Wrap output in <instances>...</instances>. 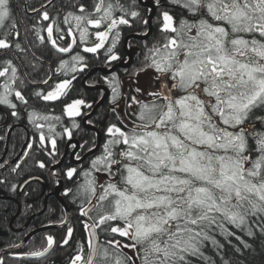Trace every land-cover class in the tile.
I'll use <instances>...</instances> for the list:
<instances>
[{
    "label": "snow or ice",
    "instance_id": "1",
    "mask_svg": "<svg viewBox=\"0 0 264 264\" xmlns=\"http://www.w3.org/2000/svg\"><path fill=\"white\" fill-rule=\"evenodd\" d=\"M169 3L184 15L177 22L165 10L157 19L161 38L145 53V67L153 69L161 82L159 89L149 93L153 101L142 103L133 96L129 107L138 104L139 111L133 110L136 118L131 125H109V139L91 169L83 173L85 182L77 185L74 194L65 189L64 195H72L74 201L87 202L88 207L82 204L80 211L91 221L84 222L87 251L79 247L70 264H191L190 258L214 264L203 249L208 243L222 247L217 233L239 240L232 229L252 237L255 227L264 234V0ZM156 4L161 7L160 0ZM72 7L76 10L66 12L62 20L33 9L40 15L38 24L48 22L41 30L33 26L35 38L55 52L70 55V61H59L57 71L75 73L78 64L81 70L86 66L83 55H72L75 37L66 45L61 43L73 35L74 28L81 44L93 35L98 41L84 46L83 52L95 54L106 48L108 61L119 60L114 53L118 29L141 18L137 0L127 4L97 0L91 12L83 3ZM9 21L15 29L11 0H0V29ZM143 23L148 25V20ZM89 26L95 31L90 32ZM110 34L111 46L106 47ZM17 37L18 31L14 35L5 31L0 37V77L5 78L0 82V105L11 109L17 107L9 99L13 94L27 103L15 87L20 78L10 58L14 51L24 50L13 43ZM50 79L42 83L47 85ZM74 79V75L63 79L46 94L36 95L58 101L68 94ZM118 84L113 76L114 98L119 95ZM82 105L84 100L73 99L65 104L64 113L69 118L80 116ZM29 116L33 121L60 119L38 113ZM35 126L51 162L59 163L55 125H47L48 135L44 124ZM64 133L70 140L72 131L65 128ZM36 163L41 169L48 167L43 160ZM93 171L106 174L104 183L92 177ZM76 172L69 167L64 175L72 180ZM73 231L67 228L62 245L69 244ZM101 233L106 237L103 242ZM44 239L46 246L28 255L43 256L56 243L52 235Z\"/></svg>",
    "mask_w": 264,
    "mask_h": 264
},
{
    "label": "trees",
    "instance_id": "2",
    "mask_svg": "<svg viewBox=\"0 0 264 264\" xmlns=\"http://www.w3.org/2000/svg\"><path fill=\"white\" fill-rule=\"evenodd\" d=\"M97 0H11L12 15L16 21L17 27L11 28V21H9L5 28L0 29V37L3 36L5 31H11L13 35L15 32H19L13 43H20L23 51H14L11 55L14 65L18 68L19 80L16 82V89L20 90L25 96L27 103H18L14 94L9 99L18 104L17 115H10V121L13 122L14 127L8 142L6 141L5 129L0 130V180H4L5 183H0V209L4 212H0V252L7 248H15L26 237V235L36 229H40L34 236H32L20 249V255L28 254L32 251L42 250L46 246L45 236H54L56 243L53 245L51 252L47 257L40 261H27L22 260L17 256L11 255L8 252L0 256V260L3 264H70L71 257L77 254L79 247H83L85 252L87 251L88 234L84 229V217L81 215V205L86 208L88 206L86 201L81 199L73 200L72 195H64L65 189H72L73 194L76 191L78 184H83L86 177L84 172L91 169V162L103 153V146L109 139L107 136V127L111 124H116L123 127L124 122L131 125V122L136 118L133 115V110L139 111V105H131V98L135 96L137 100L141 101L140 95L133 86V81H125L135 75L138 70L148 69L155 73L153 69L146 68L145 53L153 43L161 38L159 31V25L157 19L162 11H169L179 22L184 13L179 7H176L169 3V0H160L161 7H157L156 0H143L142 5L137 0L138 11L141 13V18L132 20L130 26H119V39L114 49V53L120 57L116 61H108L106 56V48L98 50L97 53H85L83 52L84 46H92L96 41L94 35L90 38L89 42L81 44L79 42V33L74 28L72 36H66L65 41L61 42L67 44L71 42L73 37L77 40L72 55L79 52L84 56L82 62L85 67L81 70V66L77 65V71L75 73L68 71L66 74L63 71H57L59 61L61 59L69 60L70 55L62 56L55 52L51 45L40 44L33 34V26L35 25L37 30H41L47 26V21L37 23L40 21V15L33 9H38L40 12L48 11L50 16L58 17L60 20L68 11H75L72 6H79L83 3L89 12L93 10L94 4ZM107 2V0H106ZM122 3L127 4L128 0H121ZM153 4L155 7V15L151 20L149 27V17L151 11L143 4ZM120 15L119 12L116 13ZM148 20V25L143 23V20ZM74 23V22H73ZM61 27L67 31V27L61 24ZM151 28V29H150ZM103 30V29H101ZM89 31L94 32L95 29L89 26ZM146 33V34H145ZM149 33L148 37H145ZM42 35L46 36V32L41 31ZM106 41V47L111 46V37ZM125 51L133 54V62L130 67L125 69H118L116 77L118 84V97L114 98L112 91L111 76H102L99 73L92 74L90 77L82 82L88 74L95 68L107 69L111 65L117 62H126L127 57ZM15 57V60L14 58ZM76 79L72 80L68 94L61 97L58 101H45L36 93L46 94L55 83L62 81L63 79H72V76ZM157 75V74H155ZM131 76V77H130ZM49 84H44L42 81L48 80ZM5 78L0 77V82ZM20 80L24 83L21 84ZM157 84V83H155ZM93 85V86H91ZM100 86V87H99ZM158 86V85H157ZM96 87H99L96 89ZM156 88V87H155ZM110 91L109 97L103 102V104L97 109L95 114L89 120L98 130L101 132V144L97 151L88 156L85 160L78 164H73L69 159L64 161L55 171L56 176L62 181V191L60 196L64 201L69 212V220L65 227L53 228L55 225L61 224L60 221H66V209L53 195L57 189V183L49 178L48 171L57 163H52V157L45 151V146H41L39 143V131L36 128V123H42L45 125L44 133L48 135V124L55 125V133L57 139L58 154L55 159L59 161L63 155L65 148L70 151L73 147L69 145L66 147L70 140H76L79 145L77 155L80 158L89 152L97 145V135L95 131L85 130L82 124L84 115H87L90 108H94L95 105L104 97L105 90ZM107 90V91H108ZM155 90V89H154ZM0 91H3L0 89ZM73 99H82L85 101V105L81 106V115L78 117L69 118L64 113V107L66 103H70ZM154 99V98H153ZM151 99L147 103L153 101ZM7 109V108H5ZM8 110V109H7ZM9 111V110H8ZM30 113H38L40 115H46L49 117H59V121L55 119L36 120L30 119ZM1 117H5L0 113ZM24 118V119H23ZM24 120V123L20 122ZM20 120V121H19ZM25 120H27L25 122ZM88 121V122H89ZM73 123L79 125L77 128H73ZM24 126V128L22 127ZM68 128L72 131V137L69 140L68 136L64 133V129ZM28 131L32 139V145L29 149L27 158L21 166L15 167L16 162L13 160L24 157L26 154V148L23 150L26 141V132ZM48 150H51V145H46ZM76 155V156H77ZM37 159L43 160L48 167L41 169L37 166ZM16 160V161H17ZM11 165L3 168L8 162ZM75 168L77 170L74 178L69 180L64 173L67 168ZM16 169L13 172V169ZM30 176H39L44 180V184L40 182H30L22 191H19L21 183ZM92 177L97 180L98 183H104L106 174L103 172H92ZM15 185V188H13ZM20 194L21 211L17 219L12 218L16 212L17 204L10 202L9 199L12 196ZM95 202V201H94ZM92 215H95L94 213ZM89 223L91 221L89 220ZM9 225L12 232H9ZM49 227V230L46 229ZM72 227L74 229L72 238L69 244L62 246L61 242L67 234V228ZM236 237H226L224 235L216 234V240L222 247L217 248L215 245L208 243L205 245L203 252L204 255L214 264H264V234L260 233L257 228H253L255 235L249 237L244 232L235 230ZM40 231V232H39ZM100 241L103 242L106 237L103 233L100 234ZM122 239V238H121ZM246 245H248L246 247ZM128 251V250H125ZM191 264H206L204 260L198 258H190Z\"/></svg>",
    "mask_w": 264,
    "mask_h": 264
},
{
    "label": "flooded vegetation",
    "instance_id": "3",
    "mask_svg": "<svg viewBox=\"0 0 264 264\" xmlns=\"http://www.w3.org/2000/svg\"><path fill=\"white\" fill-rule=\"evenodd\" d=\"M142 3H143V0H142ZM146 4H149V3H146ZM142 5V4H141ZM143 5H145V4H143ZM150 5H153V4H150ZM154 6V5H153ZM148 8V7H147ZM148 9H150V8H148ZM152 12V11H151ZM154 12H155V7H154ZM154 15H155V13H154ZM154 15L152 16V18L154 17ZM152 20V19H151ZM125 54H126V57H127V60H126V62H117V63H114L113 65H111L109 68H107V69H103V68H99V69H101L102 71H103V73H104V75L105 76H113L114 74H116V71L118 70V69H125V68H128V67H130L131 66V64H132V62H133V59H134V57H133V54L132 53H130V52H128V51H125ZM128 54H130L131 55V60H129V55ZM98 68V67H97ZM97 68H95V69H97ZM156 73H154L153 71H151V70H148V69H141V70H138L136 73H135V75L133 76V77H131V78H128L127 80L125 79V81H130V82H132V79L137 75V79L141 82V86H140V91L138 92L140 95H142L141 97H140V99H141V102L142 103H147V102H149L151 99H153L154 97H152L149 93H151V92H153V91H155V90H157V89H159V87H160V81H158L157 79H156V75H155ZM87 77L88 76H86L85 77V79H84V81L87 79ZM155 83H157V84H155ZM158 85V86H157ZM91 86H93V85H91ZM133 86H134V89L136 90L137 89V87H136V85L133 83ZM100 87V86H99ZM99 87H96V89H98ZM156 87V88H155ZM155 89V90H154ZM108 90V89H107ZM105 90V95H104V97L95 105V107L92 109V108H90V107H88V109H89V111L90 112H88V114L87 115H84V117H83V119H82V124H83V127H84V129L85 130H92V131H94L93 129H91L89 126H93V124H89V120L92 118V116L95 114V112L97 111V109L103 104V102L109 97V95H110V91L108 90ZM16 104V103H15ZM17 105V107L15 108V109H11V108H9V107H7V109L9 110H7V109H5L6 111H7V113L9 114H11L12 113V111H16L17 112V110H18V104H16ZM80 112H82L81 111V108H80ZM78 117V116H77ZM1 120L3 121L4 120V118L3 117H1ZM4 129V128H3ZM1 130V129H0ZM97 135V142H98V134H96ZM72 144H75L76 145V147L75 148H72L70 151H68V150H66L67 148H65V151H64V153H63V155L60 157V159H59V162L61 161V159L64 157V159H63V161H62V163L64 162V161H66V160H70L74 165L75 164H78V163H80V162H82L81 161V158L79 159V160H77V152H78V150H79V147H80V145H79V143L76 141V140H70L68 143H67V146H69V145H72ZM100 144H101V136H100V142H99V147H100ZM66 146V147H67ZM97 146V145H96ZM99 149V148H98ZM27 152V155H28V152H29V150H27L26 151ZM73 154V156L71 157V155ZM92 155V154H91ZM25 156V155H24ZM90 156V155H89ZM27 158V157H26ZM10 163H12V161L10 162ZM61 163V164H62ZM58 164V163H57ZM56 164V165H57ZM22 165V164H21ZM21 165H17V163H16V168L17 167H19V166H21ZM56 165H54L53 167H55ZM52 167V168H53ZM59 167V166H58ZM57 167V168H58ZM52 168H50V170L52 169ZM56 168V169H57ZM50 170L48 171V173L50 172ZM52 176H53V174H52ZM50 174H49V178L51 179V180H53L54 182H56L57 183V189L55 190V192L58 190V189H60L59 190V197H61L60 196V194H61V191H62V187H63V185H62V181L58 178V176H53L52 177ZM60 180V182H61V185H60V182L59 181H55V180ZM61 187V188H60ZM20 189H21V187L19 188V191H20ZM55 192L53 193V195L55 194ZM55 196V195H54ZM58 199V198H57ZM59 200V199H58ZM68 222V221H67ZM65 223H66V221H65ZM67 224V223H66ZM66 224L64 225V224H62V227H65L66 226ZM40 229H45V228H40ZM40 229H36V230H33V231H31V232H29L28 234H30V237H32V236H34V234H36L37 232H38V230H40ZM46 229H48L49 230V227L48 226H46ZM40 232V231H39ZM27 234V235H28ZM28 241V240H27ZM26 241V242H27ZM25 242V243H26ZM24 243V244H25ZM23 244V245H24ZM62 246H64V245H62ZM16 247H18V246H16ZM51 250H52V248H51ZM51 250H50V252H51ZM49 252V253H50ZM49 253L45 256V257H47L48 255H49ZM1 256V255H0ZM45 257H43L42 259H44ZM42 259H39V260H27V261H40V260H42Z\"/></svg>",
    "mask_w": 264,
    "mask_h": 264
},
{
    "label": "bare ground",
    "instance_id": "4",
    "mask_svg": "<svg viewBox=\"0 0 264 264\" xmlns=\"http://www.w3.org/2000/svg\"><path fill=\"white\" fill-rule=\"evenodd\" d=\"M149 36V33L145 36V37H148ZM74 48H75V46H74ZM58 55H61V54H58ZM67 55H69V54H66L65 56H67ZM62 56H64V55H62ZM14 58V60H15V57H13ZM96 73H99V74H101L102 76H105L104 75V73H103V71L101 70V69H99V68H97V69H94V70H92L89 74H88V77H90L92 74H96ZM83 83H84V80L82 81ZM17 102L18 103H22V102H20V101H18L17 100ZM5 108H7V106L6 105H0V113H2V114H4V120L2 121H0V129H3V128H6L5 129V136H6V141L8 142V140H9V137L11 136V134H12V131H13V127H14V124H13V122L12 121H10V115L5 111ZM24 119V118H23ZM19 120L21 123L23 122L24 123V120ZM27 120H25V122H26ZM45 123H46V121H45ZM53 124V123H52ZM23 128H24V126H22ZM91 129H93L95 132H96V134H98V138H99V136H101V132L98 130V128H97V126H95V125H93V126H89ZM27 134V136H26V141H25V144H24V147H23V150L26 148V150H29L30 148L28 147V145L29 144H32V139H31V136L29 135V133H28V131L26 132ZM67 146V145H66ZM98 148H99V146L97 147V149H96V146L92 149V151H89V152H87L86 154H84L82 157H81V161H83V160H85L89 155H91V154H93L95 151H97L98 150ZM66 150H68V149H66ZM90 152H92L91 154H89L88 156H86L88 153H90ZM86 156V157H85ZM22 159H23V157L22 158H20L19 160H17V159H15V160H13L14 162H16L17 163V165H21L22 163H20L21 161H22ZM17 160V161H16ZM12 161V162H13ZM9 165H11V163L10 162H8L3 168H6L7 166H9ZM49 174H50V172H49ZM32 178H36L37 180H34V181H30V182H40V183H42V184H44V180H43V178L42 177H39V176H30V177H28V178H26L22 183H21V185H23L24 183H25V181H28L29 179H32ZM30 182H28L27 184H29ZM26 184V185H27ZM25 185V186H26ZM24 186V187H25ZM21 187V186H20ZM23 187V188H24ZM22 188V189H23ZM22 189H21V191H22ZM20 194H21V192H18V195L17 196H12L10 199H9V201L11 202L12 201V203H16L17 204V209H16V212L13 214V217L12 218H15V219H17V217L19 216V213H20V211H21V200H20ZM59 202H61V204H62V206L66 209V221H68L69 220V212H68V208L66 207V205H65V203H64V201L62 200V197H60L59 198V200H58ZM0 212H4V210H2V209H0ZM10 226L11 225H9V232H12V229L10 228ZM60 227H62V224H58V225H55L53 228H60ZM31 237H30V234H28V235H26V237L24 238V240L18 245V247H15V248H7L6 250H4V251H2L1 252V255L2 254H5V252H8L9 254H11V255H14V256H17L18 255V257L20 258V259H22V260H28V259H24V258H22V257H24V256H27L28 254H22V255H20V252H19V249L23 246V244L27 241V240H29ZM15 249H17V250H15Z\"/></svg>",
    "mask_w": 264,
    "mask_h": 264
},
{
    "label": "water",
    "instance_id": "5",
    "mask_svg": "<svg viewBox=\"0 0 264 264\" xmlns=\"http://www.w3.org/2000/svg\"><path fill=\"white\" fill-rule=\"evenodd\" d=\"M138 2L140 3V4H142V0H138ZM145 7H148V8H150L151 9V15H150V17H149V27H150V23H151V19H152V16L154 15V6L153 5H150V4H145L144 5ZM151 29V28H150ZM58 53V52H57ZM59 54H61V55H66L67 53H59ZM129 55V60H131V55L130 54H128ZM6 111V110H5ZM7 112V111H6ZM99 142H100V136H99V138H98V142H97V146H96V149H97V147H98V145H99ZM93 152V151H92ZM92 152H90V153H88L86 156H88L89 154H91ZM73 156V154L71 155V157ZM85 156V157H86ZM26 157H27V152H26V154H25V156L23 157V159H22V161L20 162V163H22L25 159H26ZM63 159H64V157L61 159V161L55 166V167H53L51 170H50V175L52 176V172H53V170H55L58 166H60L61 165V163H62V161H63ZM53 177V176H52ZM34 180H37L36 178H32V179H29L28 181H27V183L28 182H30V181H34ZM55 180V179H54ZM55 181H59L60 182V180H55ZM27 183H24L23 185H21V189L27 184ZM60 185H61V182H60ZM61 188V187H60ZM21 189H20V191H21ZM59 190L60 189H58L56 192H55V197L56 198H60L59 197ZM61 203V202H60ZM88 207V206H87ZM86 207V208H87ZM84 217V220L87 222V223H89V219H88V217H85V216H83ZM66 223H67V221H66ZM66 223H64V225L66 224ZM88 234V233H87ZM88 239H89V237H88ZM15 250H17V249H15ZM50 250L51 249H49L48 250V252H46L43 256H40V257H35V256H30V255H27V256H24V257H22V258H24V259H28V260H39V259H42L43 257H45L49 252H50ZM0 255H1V252H0Z\"/></svg>",
    "mask_w": 264,
    "mask_h": 264
},
{
    "label": "rangeland",
    "instance_id": "6",
    "mask_svg": "<svg viewBox=\"0 0 264 264\" xmlns=\"http://www.w3.org/2000/svg\"><path fill=\"white\" fill-rule=\"evenodd\" d=\"M133 83L136 85L137 88H140L141 82L137 79V75L132 79ZM56 169L53 170L52 174L55 173ZM53 176H56V174H53Z\"/></svg>",
    "mask_w": 264,
    "mask_h": 264
}]
</instances>
